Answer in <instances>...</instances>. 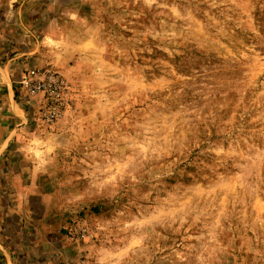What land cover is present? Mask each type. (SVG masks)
<instances>
[{
    "label": "rangeland",
    "instance_id": "374dc122",
    "mask_svg": "<svg viewBox=\"0 0 264 264\" xmlns=\"http://www.w3.org/2000/svg\"><path fill=\"white\" fill-rule=\"evenodd\" d=\"M0 63V264H264V0H0Z\"/></svg>",
    "mask_w": 264,
    "mask_h": 264
},
{
    "label": "crops",
    "instance_id": "0c3cea01",
    "mask_svg": "<svg viewBox=\"0 0 264 264\" xmlns=\"http://www.w3.org/2000/svg\"><path fill=\"white\" fill-rule=\"evenodd\" d=\"M25 113L13 91L7 66L0 63V159L9 149L13 136H18L25 125Z\"/></svg>",
    "mask_w": 264,
    "mask_h": 264
},
{
    "label": "built area",
    "instance_id": "2783aa9c",
    "mask_svg": "<svg viewBox=\"0 0 264 264\" xmlns=\"http://www.w3.org/2000/svg\"><path fill=\"white\" fill-rule=\"evenodd\" d=\"M44 80H33L29 77H23L21 79V88L27 93L28 96L33 97L38 93L46 92L49 97L55 94L57 90V82L51 76H45Z\"/></svg>",
    "mask_w": 264,
    "mask_h": 264
}]
</instances>
